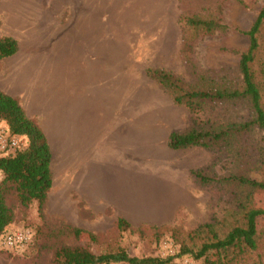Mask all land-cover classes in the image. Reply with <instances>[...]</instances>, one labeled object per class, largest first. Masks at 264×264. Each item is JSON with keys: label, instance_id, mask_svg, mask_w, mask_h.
Returning a JSON list of instances; mask_svg holds the SVG:
<instances>
[{"label": "rangeland", "instance_id": "1", "mask_svg": "<svg viewBox=\"0 0 264 264\" xmlns=\"http://www.w3.org/2000/svg\"><path fill=\"white\" fill-rule=\"evenodd\" d=\"M263 3L264 0H0V37L9 36L18 42V52L0 61V84L7 81L4 68L12 71L25 67L28 73L36 74V80L44 86L42 103L48 121L58 85L61 104L74 102L71 95L79 103L107 104L108 110L103 111L107 118L138 121L139 151L119 150L115 159L109 158L106 169L116 170L118 180L130 177L132 169H139L140 179L160 173L165 183L179 185V193L174 196L179 206L170 222L129 224L121 230L116 225V211L89 207L75 191L66 188L65 181L50 192L41 216L35 202L23 208L10 196L7 205L14 213V222L7 232H29L30 240L14 250L3 249L0 244V264H51L60 244L80 245L95 255L124 250L138 259L170 258V264H202V259L180 254L182 246L196 251L206 238L192 232L210 223L215 234L222 237L238 223L241 213L233 200L235 188L215 183L199 185L190 171L201 169L214 176L254 175L256 157L252 148L264 140L261 132L255 131L223 152L202 147L169 149L166 135L170 131L190 129L194 121L203 119L217 124L240 121L248 112L244 105L218 103L209 104L193 117L185 107L174 104L154 81H149L145 69L171 71L187 85L194 83L199 74L233 79L240 53L248 44L244 32ZM182 14L214 18L226 28L191 35L179 21ZM188 35L193 42L189 63L181 52V41ZM90 62L93 68H101V75L88 71ZM69 73L72 79L76 73L86 79L84 90L68 91ZM18 101L28 107L41 104L23 93ZM2 179L0 172V182ZM249 204L264 209V193H253ZM73 227L77 233L72 232ZM257 235L258 246L243 258L244 264L264 262V215L257 220ZM209 257L216 259L217 253L213 250Z\"/></svg>", "mask_w": 264, "mask_h": 264}, {"label": "trees", "instance_id": "2", "mask_svg": "<svg viewBox=\"0 0 264 264\" xmlns=\"http://www.w3.org/2000/svg\"><path fill=\"white\" fill-rule=\"evenodd\" d=\"M180 23L190 34H209L224 30L226 25L215 20L195 14H182ZM191 34V35H193ZM248 44L240 53L236 76L233 79L213 78L199 74L192 84L185 82L173 72L150 67L145 69V77L168 93L176 105L185 107L191 116L196 117L206 110L209 104L244 105L248 116L240 121L214 123L200 120L193 127L184 131H170L166 135V145L172 150L205 148L217 152L230 149L242 137L251 132L260 131L264 140V3L258 9L251 26L244 32ZM191 35L182 39L181 52L187 62L193 51ZM18 52V42L9 36L0 37V61L14 56ZM0 122L4 123L11 134L26 138V148L14 157H0V238L14 222V213L7 205V198L13 196L23 208L36 203L37 213L42 215L51 187V152L36 120L28 118L13 98L0 90ZM255 162L254 175L233 173L214 176L200 170H191L190 176L197 184H226L235 188L234 201L241 213L238 223L227 229L223 236L215 234L210 223L201 224L192 234L206 238L196 251L182 246L180 254H191L202 264H244L243 258L258 246L257 220L264 215V209L251 206L249 199L253 193H264V143L253 147ZM245 194L244 197H241ZM118 229L128 227L123 218L116 219ZM73 233L78 229L71 228ZM217 253L216 259L209 257V252ZM170 264V258H134L124 250L115 253L95 255L80 245L60 244L55 248L51 264ZM252 264H264L260 262Z\"/></svg>", "mask_w": 264, "mask_h": 264}, {"label": "crops", "instance_id": "3", "mask_svg": "<svg viewBox=\"0 0 264 264\" xmlns=\"http://www.w3.org/2000/svg\"><path fill=\"white\" fill-rule=\"evenodd\" d=\"M88 71L102 74L101 68H93L91 62ZM3 72L7 81L0 84L2 92L17 99L23 93L34 103L41 101L40 105L28 107L25 103L21 106L28 118L36 120L50 148L52 178L48 197L59 182L65 181L66 188L75 191L89 207H110L133 226L170 222L179 206L174 197L179 193L178 184L165 183L160 173L140 179L139 169L128 172L131 178L118 180L116 170L109 172L105 167L119 150L139 151L138 121L107 118L104 113L108 110L107 104L79 103L71 95L74 102L61 104L59 85L54 90L55 102L49 107L51 121H48L42 103L44 86L42 81L36 80V74L28 73L25 67L12 71L4 68ZM80 75L76 73L72 79L69 73L68 91L71 88L78 92L84 90L86 79Z\"/></svg>", "mask_w": 264, "mask_h": 264}, {"label": "built area", "instance_id": "4", "mask_svg": "<svg viewBox=\"0 0 264 264\" xmlns=\"http://www.w3.org/2000/svg\"><path fill=\"white\" fill-rule=\"evenodd\" d=\"M26 145L25 137L11 134L7 126L0 122V157H14ZM29 237V232L6 233L0 238V244L6 250L19 249L29 242Z\"/></svg>", "mask_w": 264, "mask_h": 264}]
</instances>
